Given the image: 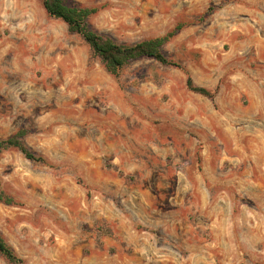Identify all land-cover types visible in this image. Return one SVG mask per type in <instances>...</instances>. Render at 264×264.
<instances>
[{"label": "rangeland", "instance_id": "obj_1", "mask_svg": "<svg viewBox=\"0 0 264 264\" xmlns=\"http://www.w3.org/2000/svg\"><path fill=\"white\" fill-rule=\"evenodd\" d=\"M65 1L120 43L181 24V68L113 77L38 0H0V139L48 163L0 151L4 240L24 264H264V0Z\"/></svg>", "mask_w": 264, "mask_h": 264}, {"label": "trees", "instance_id": "obj_2", "mask_svg": "<svg viewBox=\"0 0 264 264\" xmlns=\"http://www.w3.org/2000/svg\"><path fill=\"white\" fill-rule=\"evenodd\" d=\"M46 13L53 19L62 21L67 30L71 33L79 35L87 44L95 56H97L107 73L113 77H118L121 70L131 62L148 58L157 63L174 68H181L180 65L169 60L163 51V46L168 40L182 27L181 24L176 25L171 31L161 37H155L140 40L134 43H120L115 41L107 34L98 33L92 30L88 24V19L95 14L97 8L70 6L65 0H38ZM186 88L207 99H214L216 91L208 90L203 87L196 86L189 76L186 77ZM24 130H19L6 139H0V151L7 149H16L28 161L46 165V159L32 152L23 142L25 136ZM0 201L6 204H13V200L6 196L0 188ZM0 256L6 260L8 264H24L23 261L15 254L11 246L4 240L0 234Z\"/></svg>", "mask_w": 264, "mask_h": 264}]
</instances>
